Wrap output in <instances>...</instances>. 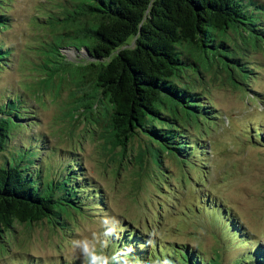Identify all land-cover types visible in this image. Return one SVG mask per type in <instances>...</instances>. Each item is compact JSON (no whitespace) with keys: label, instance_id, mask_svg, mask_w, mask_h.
<instances>
[{"label":"rangeland","instance_id":"rangeland-1","mask_svg":"<svg viewBox=\"0 0 264 264\" xmlns=\"http://www.w3.org/2000/svg\"><path fill=\"white\" fill-rule=\"evenodd\" d=\"M256 1L264 4V0ZM65 2L0 0V11L10 18L0 42L11 50L10 59L0 65V104L18 95L15 109L30 115L26 120L15 119L5 151L32 143L40 155L34 163L40 164L42 176L47 169L59 174L66 161L72 160L83 167L75 175L84 176L88 188H94L101 199H90L94 190L81 194L85 208L68 216L65 224L44 218L4 229L0 264H80L70 241L97 229L104 212L116 215L125 231L136 229V234L147 235L158 229L159 253L171 259L182 248H177L179 244L192 245L206 260L218 257L221 264L249 259L255 246L264 250V143L254 137L255 131L264 137V51H239L254 68L245 88L215 65L203 76H194V85L216 108L212 126L206 123L189 129L193 139L204 138L202 147L209 148L206 154H196L184 163L163 152L160 163L147 155L143 165L136 162L144 148L141 135L130 141L124 153L116 148L111 156L103 150L110 147L101 136L107 128L102 120L104 96L96 106L98 115L81 117L77 115L81 109L71 118L76 102L69 77L55 78L50 90L37 91L42 63L51 56L47 43L60 31L58 26L50 29L59 20L48 21L61 16ZM252 9L264 26V8ZM59 53L75 62L87 57L83 50L61 49ZM32 137L42 138L41 143L35 144ZM231 222L238 231L229 228ZM152 247H145L146 252Z\"/></svg>","mask_w":264,"mask_h":264},{"label":"trees","instance_id":"trees-1","mask_svg":"<svg viewBox=\"0 0 264 264\" xmlns=\"http://www.w3.org/2000/svg\"><path fill=\"white\" fill-rule=\"evenodd\" d=\"M65 1L61 16L48 21L59 20L50 29L58 26L60 31L47 43L51 56L42 63L37 91L50 90L55 78L69 77L75 87L72 112L82 109L71 113V118L98 115L96 106L104 96L102 120L107 128L101 136L110 144L103 150L111 156L116 148L124 153L140 135L144 148L136 157L139 164L144 165L147 155H154V161L160 163L163 152L184 163L196 154H206L209 148L203 149L204 138L193 139L189 129L206 123L212 126L216 108L194 85V76H203L215 65L245 88L254 68L239 51H264V26L252 9L264 8V4L256 0ZM9 24L10 18L0 11V33ZM61 49L83 50L87 57L75 62L61 55ZM10 57L11 50L0 42V65ZM15 96L0 104V158L4 159L0 165V232L14 223L31 225L44 218L65 224L68 216L85 206L81 194L94 190L90 199L101 197L88 188L84 176L75 175L83 167L72 160L66 161L59 174L47 169L42 176L40 164L34 163L40 155L32 143L6 153L15 119L30 116L15 109ZM255 133L256 140L264 143L262 134ZM32 140L40 144L42 138ZM249 140L253 143L250 136ZM229 228L238 231L236 223L231 222ZM144 234H136V229L124 231L119 241L110 244L109 254L117 247L132 245L136 257H162L157 243L146 252ZM177 248L174 264H221L218 257L206 260L192 245ZM260 248L255 246L249 259L236 258L230 264H264Z\"/></svg>","mask_w":264,"mask_h":264},{"label":"clouds","instance_id":"clouds-1","mask_svg":"<svg viewBox=\"0 0 264 264\" xmlns=\"http://www.w3.org/2000/svg\"><path fill=\"white\" fill-rule=\"evenodd\" d=\"M99 227L70 241L72 250L78 254L80 264H174L167 255L159 258H140L133 255L132 245L117 247L111 254L107 249L113 241L121 239L125 228L116 215L104 212L98 217ZM160 238V231L152 229L147 233L144 247L151 248ZM190 246V244H187Z\"/></svg>","mask_w":264,"mask_h":264}]
</instances>
